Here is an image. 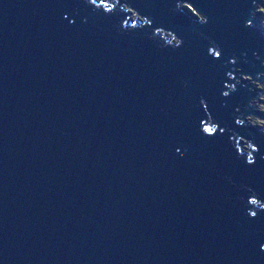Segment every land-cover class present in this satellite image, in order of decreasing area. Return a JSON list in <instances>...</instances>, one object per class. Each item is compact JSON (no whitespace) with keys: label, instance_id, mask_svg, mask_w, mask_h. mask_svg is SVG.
I'll list each match as a JSON object with an SVG mask.
<instances>
[{"label":"water","instance_id":"water-1","mask_svg":"<svg viewBox=\"0 0 264 264\" xmlns=\"http://www.w3.org/2000/svg\"><path fill=\"white\" fill-rule=\"evenodd\" d=\"M260 4L0 0V264H264Z\"/></svg>","mask_w":264,"mask_h":264},{"label":"rangeland","instance_id":"rangeland-1","mask_svg":"<svg viewBox=\"0 0 264 264\" xmlns=\"http://www.w3.org/2000/svg\"><path fill=\"white\" fill-rule=\"evenodd\" d=\"M176 7V13H180L182 12V8L181 6H175ZM256 12H258L256 14V17L255 18L257 20V24L258 25H263V29H264V9L262 7H257L255 9ZM184 14L187 15L186 12H183ZM133 16V14H132ZM195 18V12L191 13L190 14V17L189 18ZM134 19V17H133ZM260 27V26H259ZM239 80V79H238ZM244 80V77H240V81ZM248 84H250L252 86V91H262L264 89V79L261 81V82H258V81H247ZM254 103H252L253 105H256L258 107L259 110H262L263 113L260 115L264 116V94H259V96L257 98H254L253 99ZM246 118V121H251V124L252 126H255V125H260V126H264V119L260 118V117H256L254 116L253 114H247L245 116Z\"/></svg>","mask_w":264,"mask_h":264},{"label":"bare ground","instance_id":"bare-ground-1","mask_svg":"<svg viewBox=\"0 0 264 264\" xmlns=\"http://www.w3.org/2000/svg\"><path fill=\"white\" fill-rule=\"evenodd\" d=\"M174 8H173V6L171 7V10H173ZM117 14H120V15H125L124 13H121L122 11L121 10H117ZM176 12V11H175ZM183 12H186V11H183ZM92 13H96V12H92ZM116 13V12H115ZM187 13V12H186ZM84 14V13H83ZM181 14H184V13H179V15H181ZM77 15V13H75V16ZM85 16H86V18H98L97 17V14H94V15H92V16H90V15H86V14H84ZM185 16H183L184 18L186 17L187 18V16H186V14H184ZM76 20L77 21H79V16L77 15V18H76ZM125 20V19H124ZM127 20V19H126ZM256 20V19H255ZM257 21V20H256ZM258 23V22H257ZM135 27H137V25L135 24L134 25ZM125 27H127V28H125V30L126 31H128L129 29L131 30V29H133V28H131V27H128V25L127 24H125ZM116 30V31H115ZM120 34V32L119 31H117V29L116 28H113V30H112V32H111V34H110V36H109V38H112V37H114V36H116V35H119Z\"/></svg>","mask_w":264,"mask_h":264},{"label":"trees","instance_id":"trees-1","mask_svg":"<svg viewBox=\"0 0 264 264\" xmlns=\"http://www.w3.org/2000/svg\"><path fill=\"white\" fill-rule=\"evenodd\" d=\"M257 7H262V8L264 9V5H263V4H260V5L257 6ZM257 13H258V12L255 11V13H254V18H257V17H256V14H257ZM189 16H190V14H189ZM192 18H193V17H192ZM259 26H260L261 29H263V25H262V26L259 25ZM253 101H254V100H253ZM253 103H254V102H253ZM263 107H264V106H263ZM256 111H257L259 114H260V113H261V114L263 113V111H262V110H259L257 106H256ZM254 116H256V115H254ZM256 117H258V116H256ZM250 123H251V121H250ZM255 126H257V125H255ZM258 126H259V125H258ZM263 128H264V126H263Z\"/></svg>","mask_w":264,"mask_h":264},{"label":"clouds","instance_id":"clouds-1","mask_svg":"<svg viewBox=\"0 0 264 264\" xmlns=\"http://www.w3.org/2000/svg\"><path fill=\"white\" fill-rule=\"evenodd\" d=\"M131 16H132V15H131ZM132 17H133V16H132ZM238 79H239V80H238ZM236 81H240V77H236ZM242 81H243V80H242ZM252 103H253V100H252ZM253 115H254V114H253ZM245 118H246V117H245ZM247 124L252 126V124L250 123L249 120L247 121ZM255 127L263 128V126H260V125H259V126L257 125V126H255ZM263 129H264V128H263Z\"/></svg>","mask_w":264,"mask_h":264}]
</instances>
